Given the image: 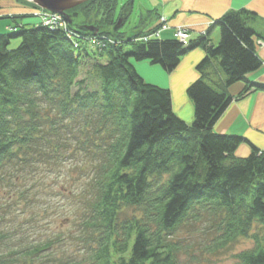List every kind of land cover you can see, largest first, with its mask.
<instances>
[{
	"label": "trees",
	"instance_id": "trees-1",
	"mask_svg": "<svg viewBox=\"0 0 264 264\" xmlns=\"http://www.w3.org/2000/svg\"><path fill=\"white\" fill-rule=\"evenodd\" d=\"M118 6L119 0H88L68 11L65 28L39 19L21 23L28 16L12 15L14 24L0 33V180L14 168L60 161L63 137L95 161L78 218L84 253H56L65 239L59 233L23 243L0 230V264H181L185 245L175 239L178 230L205 219L216 229L208 251L248 237L252 247L238 252L233 264H264V150L252 146L239 157L245 138L214 131L235 98L231 85L246 83L237 98L264 89L247 78L262 66V35L251 25L257 13L231 10L184 43L151 36L156 29L114 28L130 9L124 4L117 14ZM82 38L102 50L92 52ZM13 39L19 42L11 48ZM199 47L206 55L187 89L195 108L187 123L175 113L171 91L146 82L133 61L170 73ZM213 61L225 79H208ZM129 209L132 215L123 216Z\"/></svg>",
	"mask_w": 264,
	"mask_h": 264
},
{
	"label": "rangeland",
	"instance_id": "rangeland-1",
	"mask_svg": "<svg viewBox=\"0 0 264 264\" xmlns=\"http://www.w3.org/2000/svg\"><path fill=\"white\" fill-rule=\"evenodd\" d=\"M14 1L21 4L18 0ZM158 1L119 0L117 14L124 4L130 5L132 11L123 26L114 28L126 32L141 29L142 18L148 22L153 20L148 16L147 6L153 7ZM75 18L80 20L79 16L75 15ZM29 19L37 21L39 18L31 16ZM9 20L11 19L3 18L0 19V23ZM57 25L65 28L64 23ZM216 28L220 34V27ZM149 31L145 29V33ZM71 34L74 35L73 29ZM82 39L88 43L92 52L99 53L102 50L100 43L93 39ZM18 42L19 39H13L10 47L17 46ZM127 50H130V47H127ZM94 60L87 59L90 63ZM63 138L59 142L64 153L60 161L49 160L35 168L34 166L25 169L20 167V170L14 168L6 172L5 178L0 180V230L10 232L14 237L13 242L16 239H23L20 242L27 243L54 236L56 233L62 234L65 239L56 246V253L79 257L84 253L82 242L77 238L78 218L82 214L85 200L82 191L92 177L95 161L86 154V151L78 149L80 143L75 140L66 142ZM133 212V209L126 210L123 216H131ZM214 226L213 221L205 219L196 224L189 223L180 227L175 239L181 240L185 245V251L180 256L181 264H233L238 252L252 247V238L239 237L224 249L217 252L208 251L207 247L216 234Z\"/></svg>",
	"mask_w": 264,
	"mask_h": 264
},
{
	"label": "crops",
	"instance_id": "crops-1",
	"mask_svg": "<svg viewBox=\"0 0 264 264\" xmlns=\"http://www.w3.org/2000/svg\"><path fill=\"white\" fill-rule=\"evenodd\" d=\"M18 1L21 4L14 0H0V19L21 15L28 16L19 18L21 23L34 22L29 19L35 10L34 3L29 0ZM147 7L148 16L153 20L148 22L142 18V28L160 31L161 38L173 37V31L180 27L187 29L192 36L204 33L214 19H218L231 10L248 8L254 11L257 17L250 24L263 37L257 40V55L262 60V66L250 73L247 78L254 85H264V0H159L153 7ZM13 24V20L1 22L0 33L7 32ZM164 25L165 29H163ZM210 37L214 44L219 42L220 34L216 27L211 30ZM205 55V50L200 47L191 50L182 57L177 68L170 73L160 65L149 61H133V64L146 82L168 88L172 94L173 109L177 116L187 123H192L195 108L187 94V89L199 78L200 72L197 65ZM208 71L210 81L223 80L226 77L218 61H213ZM245 84L244 81H239L230 86L229 91L235 98L214 126L216 133L245 138L236 151L239 157L249 155L252 146L264 148V89L253 87L245 96L237 98Z\"/></svg>",
	"mask_w": 264,
	"mask_h": 264
},
{
	"label": "water",
	"instance_id": "water-1",
	"mask_svg": "<svg viewBox=\"0 0 264 264\" xmlns=\"http://www.w3.org/2000/svg\"><path fill=\"white\" fill-rule=\"evenodd\" d=\"M29 1L33 2L41 9L62 15L68 20V22H70L68 11L88 0H29ZM124 13L120 16L116 24L117 28L123 25V23L125 22V18L131 13V6L130 9H128Z\"/></svg>",
	"mask_w": 264,
	"mask_h": 264
},
{
	"label": "built area",
	"instance_id": "built-area-1",
	"mask_svg": "<svg viewBox=\"0 0 264 264\" xmlns=\"http://www.w3.org/2000/svg\"><path fill=\"white\" fill-rule=\"evenodd\" d=\"M34 15L37 16L41 23L48 26H59L57 24L64 23L62 15L58 13H52L50 11L39 9L34 11ZM65 24V23H64ZM166 26H163L165 29ZM151 36L160 37V31H155ZM173 37L178 38L180 41L187 43L190 38V32L185 28H177L173 31ZM147 38V37H146Z\"/></svg>",
	"mask_w": 264,
	"mask_h": 264
},
{
	"label": "bare ground",
	"instance_id": "bare-ground-1",
	"mask_svg": "<svg viewBox=\"0 0 264 264\" xmlns=\"http://www.w3.org/2000/svg\"><path fill=\"white\" fill-rule=\"evenodd\" d=\"M132 11V10H131ZM120 18V17H119ZM119 20V19H118ZM125 23V22H124Z\"/></svg>",
	"mask_w": 264,
	"mask_h": 264
}]
</instances>
